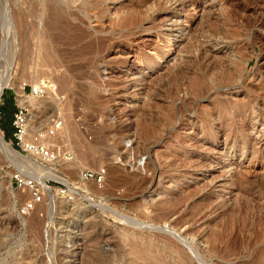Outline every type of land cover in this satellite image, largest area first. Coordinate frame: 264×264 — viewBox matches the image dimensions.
Instances as JSON below:
<instances>
[{"label": "rangeland", "instance_id": "1", "mask_svg": "<svg viewBox=\"0 0 264 264\" xmlns=\"http://www.w3.org/2000/svg\"><path fill=\"white\" fill-rule=\"evenodd\" d=\"M9 1L0 110L57 159L0 128V264H264V0Z\"/></svg>", "mask_w": 264, "mask_h": 264}, {"label": "bare ground", "instance_id": "2", "mask_svg": "<svg viewBox=\"0 0 264 264\" xmlns=\"http://www.w3.org/2000/svg\"><path fill=\"white\" fill-rule=\"evenodd\" d=\"M48 1V0H47ZM53 1V0H50ZM55 2V0H54ZM192 7V6H191ZM37 8V7H36ZM5 18L4 21L1 20L0 22V100L2 97V93L5 88L7 87H12L14 88L19 96V102L23 106H28L31 103L30 99H27L26 95L22 91V89L18 88L17 81L15 80L14 77V72L17 69L19 65L23 63V65L27 66L29 63H31V57L35 53H40V42H34L35 38L34 36L28 37L27 34L30 33V30H25L23 26L20 28V38L22 39L21 44L18 40L19 34L17 33V25L15 24L14 21V13L13 9L11 7V3L9 0H6L3 6ZM37 10V9H36ZM185 10V9H184ZM2 11V10H1ZM13 13V14H12ZM54 15V14H53ZM4 16V15H3ZM22 17V16H21ZM47 18V17H46ZM51 18V17H50ZM25 19V18H24ZM53 19V18H52ZM24 22V21H23ZM17 23V22H16ZM22 23V22H21ZM27 23V22H26ZM28 24V23H27ZM48 23H46L47 25ZM51 26V24H48ZM54 25V24H53ZM52 27V26H51ZM54 27V26H53ZM52 27V28H53ZM27 28V26L25 27ZM31 29V28H29ZM50 30V29H49ZM32 32V31H31ZM15 38L16 44L19 42V45L16 46L15 53H13L12 58L8 64L4 63V55L7 52V44L11 43V40ZM83 38V37H82ZM38 39V38H37ZM13 44V43H12ZM15 44V43H14ZM43 44V43H42ZM11 46V45H10ZM7 56V55H6ZM3 59V60H2ZM49 62V61H48ZM40 64V63H39ZM46 64V63H43ZM35 65V64H34ZM49 65V64H48ZM25 66V67H26ZM24 67V68H25ZM28 67V66H27ZM28 70V69H27ZM43 73H45L43 71ZM46 74V73H45ZM48 76V75H47ZM41 78V77H40ZM50 82V81H49ZM26 106V107H27ZM0 152H3L5 156H8L7 158H15L17 160H20L21 162H25V156H20L18 153H16L10 145H8L4 139V136L2 135L0 131ZM84 158V157H83ZM88 159V158H87ZM94 162V161H93ZM53 171V170H52ZM47 172V171H46ZM49 172V171H48ZM115 171L111 172V175L114 174ZM53 174L54 172H49ZM47 175V174H46ZM54 175V174H53ZM57 175V174H56ZM41 177V176H40ZM52 177V175H51ZM56 177V178H55ZM59 177V176H58ZM152 177V176H151ZM53 179L57 180V176H53ZM51 178V179H52ZM50 180V178H42L41 181L39 182L40 186L45 190V191H50V187L47 184V181ZM59 181L61 182V179L59 177ZM152 184V183H151ZM43 190V191H44ZM112 193V192H111ZM136 193V192H135ZM145 193V192H144ZM26 204V203H25ZM145 210V209H144ZM35 215V214H34ZM203 220V219H202ZM190 237V236H189ZM192 243V242H191ZM200 245V244H199ZM191 247L193 245H190ZM196 246V245H195ZM197 252V251H196ZM139 256H146L147 254L144 251H138L137 252ZM193 253V252H192ZM198 253V252H197ZM200 256V255H199Z\"/></svg>", "mask_w": 264, "mask_h": 264}, {"label": "built area", "instance_id": "3", "mask_svg": "<svg viewBox=\"0 0 264 264\" xmlns=\"http://www.w3.org/2000/svg\"><path fill=\"white\" fill-rule=\"evenodd\" d=\"M35 88L36 89H34L33 91L36 94L41 95L43 90L39 89V87H35ZM13 126H14V137H15L16 143L17 145L21 147L23 146V151H25L29 155L36 156L38 159H40L43 165L44 164L50 165L56 161L57 155L53 151L46 148L45 146H42L37 142L35 143H25L24 142V138H25L26 130H27V114H26L25 108H20L15 113ZM60 127H61V123L56 121L55 129H59ZM84 177L86 178L92 177V175H90L88 172H85ZM16 182L19 186H22L24 184V182L19 177H16ZM33 206H34L33 204L27 205L24 208V213L30 211V209H32Z\"/></svg>", "mask_w": 264, "mask_h": 264}, {"label": "trees", "instance_id": "4", "mask_svg": "<svg viewBox=\"0 0 264 264\" xmlns=\"http://www.w3.org/2000/svg\"><path fill=\"white\" fill-rule=\"evenodd\" d=\"M12 106H13V109L15 110L14 104ZM8 114H9V112H7L6 107H2L1 110H0V115H1L0 116V128L3 131V133H4L5 137H6V140H11V137L14 136V128H13V125H12V120H11L10 126H7L6 120H7ZM12 117L13 116L11 114V119H12Z\"/></svg>", "mask_w": 264, "mask_h": 264}, {"label": "water", "instance_id": "5", "mask_svg": "<svg viewBox=\"0 0 264 264\" xmlns=\"http://www.w3.org/2000/svg\"><path fill=\"white\" fill-rule=\"evenodd\" d=\"M2 95H3V93H2ZM5 139V138H4ZM6 141V140H5ZM6 143L8 144V145H10L7 141H6ZM11 146V145H10ZM12 147V146H11ZM12 149L16 152V153H18L20 156H23L24 157V155L21 153V152H19V151H17V150H15L13 147H12Z\"/></svg>", "mask_w": 264, "mask_h": 264}]
</instances>
